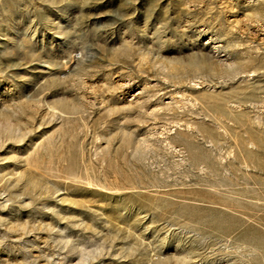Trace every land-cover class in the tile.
<instances>
[{
  "label": "rangeland",
  "instance_id": "obj_1",
  "mask_svg": "<svg viewBox=\"0 0 264 264\" xmlns=\"http://www.w3.org/2000/svg\"><path fill=\"white\" fill-rule=\"evenodd\" d=\"M0 264H264V0H0Z\"/></svg>",
  "mask_w": 264,
  "mask_h": 264
}]
</instances>
